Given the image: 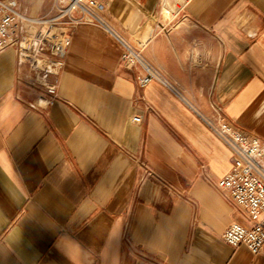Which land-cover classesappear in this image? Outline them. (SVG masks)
<instances>
[{
	"label": "crops",
	"instance_id": "obj_1",
	"mask_svg": "<svg viewBox=\"0 0 264 264\" xmlns=\"http://www.w3.org/2000/svg\"><path fill=\"white\" fill-rule=\"evenodd\" d=\"M18 1L35 17L56 6ZM98 13L70 32L52 106L0 53V264H264L223 239L255 221L218 188L233 153L205 122L264 140V0ZM122 42L161 80L141 89Z\"/></svg>",
	"mask_w": 264,
	"mask_h": 264
},
{
	"label": "built area",
	"instance_id": "obj_2",
	"mask_svg": "<svg viewBox=\"0 0 264 264\" xmlns=\"http://www.w3.org/2000/svg\"><path fill=\"white\" fill-rule=\"evenodd\" d=\"M110 0H54L52 15H28L18 0H0V53L14 49L20 65L28 68L27 80L40 90L43 106L54 105L58 96V79L71 45L72 29L82 23L100 21L98 9ZM122 62L139 67L141 89L160 81V75L142 58L139 51L122 42ZM134 117L132 123H141ZM212 132L233 153L230 172L218 183L238 206L246 210L255 225L246 228L234 223L223 234L234 247L245 245L253 254L264 250V140L248 139L238 129L217 120H205Z\"/></svg>",
	"mask_w": 264,
	"mask_h": 264
}]
</instances>
